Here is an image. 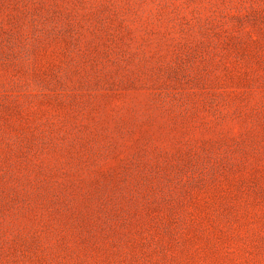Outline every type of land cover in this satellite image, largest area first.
<instances>
[{
	"label": "rangeland",
	"instance_id": "1",
	"mask_svg": "<svg viewBox=\"0 0 264 264\" xmlns=\"http://www.w3.org/2000/svg\"><path fill=\"white\" fill-rule=\"evenodd\" d=\"M0 264H264V0H0Z\"/></svg>",
	"mask_w": 264,
	"mask_h": 264
}]
</instances>
